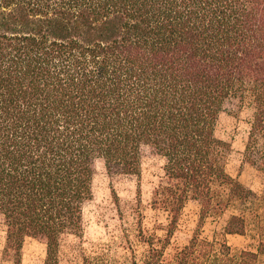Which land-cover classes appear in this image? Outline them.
<instances>
[{"label":"trees","instance_id":"trees-1","mask_svg":"<svg viewBox=\"0 0 264 264\" xmlns=\"http://www.w3.org/2000/svg\"><path fill=\"white\" fill-rule=\"evenodd\" d=\"M254 109L245 162L264 172V0H0V217L5 253L20 264L27 237L60 264L68 233L83 230L96 162L142 174L148 145L166 158L154 206L168 242L142 264H258L235 252L248 215L264 236V197L227 169L217 135L226 103ZM197 230L172 261L164 247L189 201ZM232 207L223 240L202 235Z\"/></svg>","mask_w":264,"mask_h":264},{"label":"rangeland","instance_id":"rangeland-1","mask_svg":"<svg viewBox=\"0 0 264 264\" xmlns=\"http://www.w3.org/2000/svg\"><path fill=\"white\" fill-rule=\"evenodd\" d=\"M253 114L250 105L230 99L221 113L217 135L231 145L228 171L264 197V172L245 162L244 156ZM142 154L140 176L111 173L103 160L96 162L94 197L85 206L83 230L63 237L60 264H142L149 255L151 243L161 248L168 242L171 215L153 204L156 190L167 182L166 158L148 145L143 146ZM200 211L197 201L187 203L174 235L164 247L168 261L193 238ZM240 212L239 208L232 207L222 216L210 217L202 235L223 240L228 219ZM259 219L248 215L246 235L227 236L235 252L258 250L264 239ZM6 244L7 227L0 217V264H17L14 257L5 253ZM46 258L45 241L27 237L20 264H45ZM258 264H264V255Z\"/></svg>","mask_w":264,"mask_h":264}]
</instances>
